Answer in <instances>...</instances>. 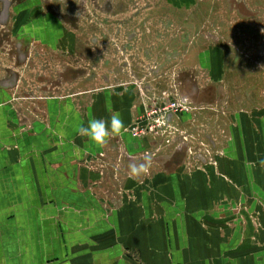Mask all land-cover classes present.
<instances>
[{"label": "crops", "instance_id": "crops-1", "mask_svg": "<svg viewBox=\"0 0 264 264\" xmlns=\"http://www.w3.org/2000/svg\"><path fill=\"white\" fill-rule=\"evenodd\" d=\"M33 26L40 41L62 35L57 20ZM128 96L23 102L2 82L0 264H264V106L235 112L219 163L133 179L145 152L126 131L104 148L76 132L113 112L127 128Z\"/></svg>", "mask_w": 264, "mask_h": 264}, {"label": "rangeland", "instance_id": "rangeland-1", "mask_svg": "<svg viewBox=\"0 0 264 264\" xmlns=\"http://www.w3.org/2000/svg\"><path fill=\"white\" fill-rule=\"evenodd\" d=\"M42 20L61 37L36 39ZM2 82L23 102L128 94L153 164H217L235 112L264 106V0H0Z\"/></svg>", "mask_w": 264, "mask_h": 264}, {"label": "clouds", "instance_id": "clouds-1", "mask_svg": "<svg viewBox=\"0 0 264 264\" xmlns=\"http://www.w3.org/2000/svg\"><path fill=\"white\" fill-rule=\"evenodd\" d=\"M124 131L126 127L119 112H113L108 120L92 118L86 126L81 122L76 129L78 135L87 138L99 148H104L110 139L122 135ZM259 164L264 167V160H260ZM152 165L153 158L146 153L141 161L128 164V175L133 179L147 176Z\"/></svg>", "mask_w": 264, "mask_h": 264}, {"label": "built area", "instance_id": "built-area-1", "mask_svg": "<svg viewBox=\"0 0 264 264\" xmlns=\"http://www.w3.org/2000/svg\"><path fill=\"white\" fill-rule=\"evenodd\" d=\"M183 103H185V102H183ZM183 103H182V101H180V102L171 101L166 107H163V109H160L158 111V113L159 112H162V111H164V114H167L169 112H171V113L172 112H174V113H176V112H182L183 111V108H185L183 106ZM140 120L142 121V120H144V118H140ZM145 130H147V129L144 128V127L140 128V126L138 125V126H136V127L133 128V133H134V135L136 137L138 135H139L138 137H141L142 135L145 134Z\"/></svg>", "mask_w": 264, "mask_h": 264}]
</instances>
